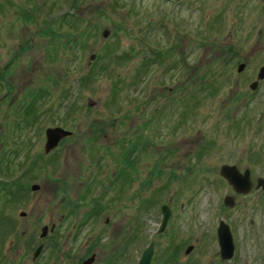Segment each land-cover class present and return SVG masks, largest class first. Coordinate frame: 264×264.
<instances>
[{"label":"rangeland","instance_id":"obj_1","mask_svg":"<svg viewBox=\"0 0 264 264\" xmlns=\"http://www.w3.org/2000/svg\"><path fill=\"white\" fill-rule=\"evenodd\" d=\"M261 66L264 0H0V264H264V193L219 173L264 175Z\"/></svg>","mask_w":264,"mask_h":264},{"label":"water","instance_id":"obj_2","mask_svg":"<svg viewBox=\"0 0 264 264\" xmlns=\"http://www.w3.org/2000/svg\"><path fill=\"white\" fill-rule=\"evenodd\" d=\"M109 31L106 29L103 32V36H108ZM95 55L93 54L91 56V59H93ZM245 67V63H241L238 66V71H242ZM261 79H264V66H261L257 79L253 81L250 84L251 89H256L259 81ZM73 132L71 130L65 129L61 126H55V127H48L45 131L46 135V142H45V152L49 153L53 149H55L59 142L68 137L71 136ZM220 175L226 179L228 184L232 187L233 191L237 194H243L246 195L251 192V190L255 187L257 189H263L264 190V177H260L257 180V183L254 184V181L252 180L251 176V170L250 168H246L243 171H241L236 164H222L219 171ZM39 188L38 184L32 185V190H37ZM224 204L229 208H234L236 206V198L234 195H226L223 199ZM164 217L162 220L161 225V231L165 228L167 221L170 216V211L168 207L164 206L162 208ZM26 213H21V215H25ZM53 229V228H52ZM48 232V226H43L41 230L40 237L46 236ZM217 238L218 243L220 246V255L223 260L231 259L235 252V244L233 240L232 231L230 228V225L224 220L221 219L219 221L218 227H217ZM43 248V244H40L33 255V260H35L39 254L41 253ZM193 249V245H190L187 247L185 253L188 254ZM154 253V244L150 243L146 249L142 252L138 264H151L152 258ZM95 261V254H93L91 257L86 259L83 264H92Z\"/></svg>","mask_w":264,"mask_h":264},{"label":"flooded vegetation","instance_id":"obj_3","mask_svg":"<svg viewBox=\"0 0 264 264\" xmlns=\"http://www.w3.org/2000/svg\"><path fill=\"white\" fill-rule=\"evenodd\" d=\"M257 79V78H256ZM262 80V79H261ZM260 82V81H259ZM72 136V135H71ZM71 136H68V137H66V138H69V137H71ZM63 140V139H62ZM61 140V141H62ZM60 141V142H61ZM59 142V143H60ZM59 145V144H58ZM58 147V146H57ZM53 150H55V149H53ZM53 150L52 151H50L49 153H51V152H53ZM46 154H48V153H46ZM246 169V168H245ZM241 170V169H240ZM251 170V169H250ZM243 171V170H242ZM260 177H264V175L263 176H259V177H256L255 178V180L253 179V177H252V180L254 181V184H256L257 183V180H258V178H260ZM119 180H121V177H119ZM118 180V181H119ZM31 189H32V186H31ZM253 189H255V191H257V192H259V195H261V194H263L264 193V190L263 189H257V188H253ZM252 189V190H253ZM252 190H251V192H252ZM250 192V193H251ZM14 193H15V191H14ZM250 193H248V194H250ZM248 194H246V195H248ZM236 195H243V194H237V193H235V198H236ZM246 195H244V196H246ZM226 196V195H225ZM172 198V197H171ZM169 204L170 203H163V204H161L160 205V214H161V221H160V224H159V229H158V233H163V232H165L166 231V227H167V224H168V222L170 221V219L172 218V216H173V213H172V210H171V208H170V206H169ZM164 206H166V207H168V209H169V211H170V216H169V219H168V221H167V224H166V226H165V228L161 231L160 229H161V225H162V220H163V217H164V214H163V211H162V208L164 207ZM236 206H237V201H236ZM235 206V207H236ZM24 211H22L21 213H23ZM21 213H20V215H21ZM25 213V212H24ZM26 215V214H25ZM25 215H22V216H25ZM107 221H108V219H107ZM45 226V225H44ZM46 226H48V225H46ZM53 228V229H52ZM54 230H56V227H55V224H52L51 226H48V232H47V234L48 233H51V232H53ZM150 243H153L154 244V242L152 241V242H150ZM190 245H193V244H190ZM190 245H188V246H190ZM187 246V247H188ZM187 249V248H186ZM144 251V250H143ZM186 251V250H185ZM93 254H95V261H96V258H97V255H96V253L95 252H91L90 254H86L85 255V257H83V259L82 260H80V264H83V262L86 260V259H88L89 257H91ZM222 259V258H221ZM94 261V262H95ZM94 262L92 263V264H94ZM210 264H214V263H210Z\"/></svg>","mask_w":264,"mask_h":264}]
</instances>
